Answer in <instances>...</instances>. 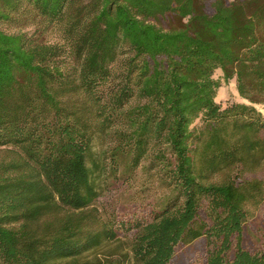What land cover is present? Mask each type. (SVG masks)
<instances>
[{"label":"trees","instance_id":"obj_1","mask_svg":"<svg viewBox=\"0 0 264 264\" xmlns=\"http://www.w3.org/2000/svg\"><path fill=\"white\" fill-rule=\"evenodd\" d=\"M235 78L246 101L219 102ZM259 103L264 0H0V264H264ZM114 132L115 166L149 155L167 189L152 206H97Z\"/></svg>","mask_w":264,"mask_h":264},{"label":"rangeland","instance_id":"obj_2","mask_svg":"<svg viewBox=\"0 0 264 264\" xmlns=\"http://www.w3.org/2000/svg\"><path fill=\"white\" fill-rule=\"evenodd\" d=\"M1 25L6 31L13 33L20 31L32 33L36 29V25L33 23L23 24L16 20L3 22ZM44 38L49 42H63L61 34L53 28L45 33ZM220 75L221 72L218 71L217 76ZM217 100L223 104L228 101H246L238 92L236 78L229 83H223ZM257 105L264 114V103ZM116 135L117 133L114 132L107 137L99 136L95 140V151L100 160L97 175L101 195L97 201V206L104 214H123L132 210H140L141 207H146L149 204L152 206L156 200L168 193L167 189L158 180L156 181L155 177L144 172V168L148 164L149 155L143 158L141 164L131 173L123 172V164L117 165L118 168L115 166L110 153L113 146L117 143ZM2 156H4V153L0 151V157ZM248 237H250L247 239L248 243L255 242L254 239L256 237L253 231L249 233ZM128 248L129 242H123L122 239L121 241L107 244L100 251V256L104 259L113 256L119 257V254L127 252ZM120 258L123 260L124 256L122 255ZM125 261V264H127L131 261V258L127 257Z\"/></svg>","mask_w":264,"mask_h":264}]
</instances>
